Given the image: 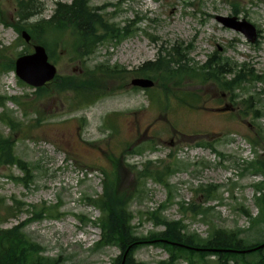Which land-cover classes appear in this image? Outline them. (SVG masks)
Masks as SVG:
<instances>
[{"label": "rangeland", "instance_id": "rangeland-1", "mask_svg": "<svg viewBox=\"0 0 264 264\" xmlns=\"http://www.w3.org/2000/svg\"><path fill=\"white\" fill-rule=\"evenodd\" d=\"M56 1L71 2L40 0L42 14L30 21L48 18ZM233 1L239 2V16L245 17L258 30L254 43L215 19L216 15H232ZM90 4L103 7L102 14L120 25L140 19L130 26L133 33L119 43L109 41L98 46L88 66L108 62L137 67L154 60L160 47L178 44L191 49L188 57L194 62L203 63L209 55L223 53L231 61L244 64L246 72H256L264 78V0H90ZM0 5L6 17L15 22V1L0 0ZM112 13L115 14L111 16ZM45 37L51 40V47L58 45L55 47L57 56L52 59L58 74L80 68L79 61L72 60L75 54L70 31L46 33ZM28 48L30 45L13 27L0 23V64L8 63L10 58ZM60 49L65 51L59 56ZM18 80L13 72L0 73V95L19 97L21 102L17 105L7 101L4 108L0 107V114L8 110L20 121L21 131L15 135L14 152L27 162L29 174L24 184L18 179L26 172L16 166L0 164V198H4L0 203V215L6 217L5 208L15 204L12 200L18 202L20 209L16 216L4 219L0 228L32 218L41 207L57 206V217L45 214L24 227L40 255L57 258L58 264H112L120 254L115 245L92 249L100 238V229L80 219L84 215L93 221L99 216V212L86 202V196L101 193L105 173L112 171L108 159L111 152L123 164L121 186L128 191L136 190L135 178L139 184V191L133 194L130 202L137 234L145 235L154 229L151 221L145 219V213L164 202L162 213L166 218H181L190 232L207 236L211 223L181 212L178 205L183 202L188 208L191 202L206 199L207 204L214 206L212 211L215 212L208 216L214 226L239 227L247 230L249 237L255 236L257 231L264 234L263 223L249 230V219L238 209L239 204H244L253 216L259 213L252 184L262 181L263 176L243 169L247 162L264 152V146H254L249 140L254 132L264 133V80L246 82L243 88L228 94L213 84L199 85L194 80L192 84L201 96L197 110L181 106L174 99L170 100L168 109H161L166 99L157 105L151 100L152 93L139 90L113 93L91 106L69 111L67 101L61 99L63 95L53 92L38 105L44 114L38 127H32L37 115L31 108L22 106V103L31 102L35 93ZM182 87L178 86V91L187 93ZM247 97H252L251 113L240 117L238 111L243 108L240 101ZM192 100L196 101L191 97ZM225 106L227 109L222 110ZM127 111L129 115L124 116ZM117 112L113 121L118 133L109 138L110 130L104 126V120ZM254 112L257 117L253 116ZM0 133L3 136L11 134L1 121ZM152 140L154 145L150 148ZM203 140L212 142L215 152L198 147L197 143ZM139 145L145 146L141 153L136 152ZM147 160L157 162L150 164L151 170H162L163 163L173 160L183 164L170 177L165 176L164 181L171 188L151 176L138 179L137 171ZM127 164H134L137 169L132 171ZM204 185H214L216 194L210 197L195 194L194 190ZM167 256V251L155 246L139 248L134 254L135 259L144 264H157ZM178 264H186V261L180 259Z\"/></svg>", "mask_w": 264, "mask_h": 264}, {"label": "trees", "instance_id": "trees-1", "mask_svg": "<svg viewBox=\"0 0 264 264\" xmlns=\"http://www.w3.org/2000/svg\"><path fill=\"white\" fill-rule=\"evenodd\" d=\"M14 1L16 2L17 16L20 19H27L41 11L39 0ZM97 10L98 8L89 5V0H72L70 4L58 1L48 19L42 18L24 26L17 22L14 23V28L17 31L27 30L32 39L46 47L48 45L44 38L46 32H62L69 29L74 37L76 57L81 59L94 53L97 43L128 34L127 26L117 28L113 24H108V20L103 18ZM0 22L9 25L1 8ZM188 53V49L174 44L169 50H165V53L160 52L157 59L149 63V72L145 73V70H142V73L147 76L159 79L158 86L163 88L166 99L169 96L178 98L177 96L184 95L178 94L172 85L178 86L183 81L193 78L201 83L210 81L220 90L227 92L240 88L246 81L254 82L257 79H262L256 73L245 74L243 66L237 68L233 63L231 67L230 61L224 56L213 59L214 55H212L202 65H198L190 62L187 57ZM49 55L53 56V52L50 50ZM0 66L5 70L12 69V60L8 63L3 61ZM230 74L232 77L227 78L226 75ZM117 75L115 69L96 65L88 71L86 80L79 74L58 76L54 86L57 91L72 90L79 96H83L82 88L86 86V100L93 103L106 93L107 82L115 79ZM185 95L196 99L193 93ZM82 100L78 99V101ZM250 100V97L243 100L245 104L243 114L249 113ZM1 101L0 97V104H3ZM9 124L14 127L11 120H9ZM250 141L254 146H264V133L256 132L250 137ZM12 143L10 136L0 135V164L16 163L22 170H26V163L16 159ZM116 166L117 171L113 170L104 180L101 194L86 197V200L95 205L101 213L98 220L101 237L95 247L115 245L120 250V254L113 260V264H121L124 254L123 264H143L134 258V253L137 249L149 245L161 247L168 252V258L159 261L158 264H176L179 259H185L188 264H264V248L262 250L252 249L264 242L263 235L257 234L256 240L250 241L245 237V230L241 228L226 229L211 224L208 236L204 238L195 232H189L182 219L168 220L165 218L162 215L165 204L146 213L147 219L151 220L155 227L160 226L162 229L150 231L146 235H137L132 224L133 212L130 209V202L136 190L128 191L120 186V164L117 163ZM244 169L255 170L263 175L261 182L253 184L255 194H258L255 195V202L260 207V214L258 217H252L243 204H240L238 209L250 218L251 224L264 223V153L259 155L256 160L247 163ZM169 173L168 165L162 170L145 168L139 172L140 175L154 177L158 182H164V175ZM164 184L168 186L167 183ZM214 187V185H207L197 191L209 196L215 192ZM180 209L184 213L189 211L195 217L201 216L205 221H208V215L213 210L212 207L204 206V202H193L188 209H183L181 204ZM7 210L8 213H11L13 207H8ZM44 210L41 209L38 216ZM48 211H51V208ZM23 226L24 223L10 228H0V264H56L57 259L39 255L37 245L24 233ZM178 243L189 248L177 245ZM210 256L213 257V260L209 259Z\"/></svg>", "mask_w": 264, "mask_h": 264}, {"label": "water", "instance_id": "water-1", "mask_svg": "<svg viewBox=\"0 0 264 264\" xmlns=\"http://www.w3.org/2000/svg\"><path fill=\"white\" fill-rule=\"evenodd\" d=\"M216 19L223 25L243 33L248 40H255V28L245 20L237 21L234 17L221 16H217ZM22 35L26 40H29V35L26 32H23ZM16 74L32 86H41L55 76L56 69L48 62L44 47L35 46L32 54L20 56L16 60ZM131 83L140 87H151L153 85L151 80L143 78H135ZM263 246L264 244L260 247Z\"/></svg>", "mask_w": 264, "mask_h": 264}, {"label": "flooded vegetation", "instance_id": "flooded-vegetation-1", "mask_svg": "<svg viewBox=\"0 0 264 264\" xmlns=\"http://www.w3.org/2000/svg\"><path fill=\"white\" fill-rule=\"evenodd\" d=\"M124 69V72L130 77L129 78V81L131 79V76L135 74V67H126V68H123ZM81 72V70H80ZM123 88L126 89L128 88V85L127 84H122Z\"/></svg>", "mask_w": 264, "mask_h": 264}]
</instances>
